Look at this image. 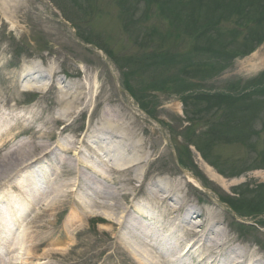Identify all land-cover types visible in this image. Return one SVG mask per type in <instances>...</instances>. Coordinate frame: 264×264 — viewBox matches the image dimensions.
<instances>
[{"label": "rangeland", "instance_id": "rangeland-1", "mask_svg": "<svg viewBox=\"0 0 264 264\" xmlns=\"http://www.w3.org/2000/svg\"><path fill=\"white\" fill-rule=\"evenodd\" d=\"M29 1L25 7L14 11L12 19L16 23L13 24L5 18L0 2V106L4 110V115L0 117L4 118V123L7 111L9 121L15 127L12 135H5V142L11 136L15 138L10 148L0 141V159L3 157L2 148L5 152H13L16 144L23 141L25 147L37 148H34V155L46 148L44 144L50 149L62 138L61 148L66 150L72 140L81 143L80 138L88 126L94 128L98 125L114 128L120 135L114 140L122 146L120 155H124L131 146L128 140L122 141L126 139L127 132L115 128V121L121 122V128L129 127L128 132H134L136 138L134 152L132 146L125 155L130 165L124 167V162L120 160L119 168L123 171L115 170L119 173L113 177L119 183L113 186L102 181L101 176L107 175L106 170H100L102 175L83 173L84 169L76 161L73 150L60 153V161L56 157L55 160L50 159L55 169L59 167L57 161L63 163L62 170H51V175L56 174V186L62 189L63 195L55 203L37 204L30 219L34 215L37 217L29 219L24 230L31 233L33 241L28 244L25 240L10 264H25L27 259L34 261L33 264H143L144 258H136L128 247V241L133 238L122 231L121 221H115L110 210H107L110 214L107 217L105 209L94 205L99 193L94 188L119 191L125 186L133 188L134 196L128 200L118 199L128 210L130 202L137 198L154 196L155 190H151L150 185L159 184L172 189L178 178L184 185L188 184L185 171L193 177L197 176L207 191L188 184L181 194H172H179L185 207L188 203L196 205L202 220L212 212L218 213V225L233 239L234 245L248 248L264 263V111L259 113V120H255L254 113H251L242 123L243 116L235 111L233 114L231 108V116L228 115L226 109L220 107L219 100L227 93L232 96L246 95L251 91L250 86L258 84L248 79L264 72V24H255L254 31L253 25L240 28L234 22L227 24L223 19L227 7L235 12L245 7L244 2L229 7L227 3L231 0H211L209 5L222 4L220 10H207L202 17L199 13L193 15L199 20L197 24H216L219 30L224 27L228 33L231 31L240 44L249 42L239 49H226L221 52L220 58L225 54H247L256 49L245 58H236L234 67L225 72L226 69H223L227 63L220 64L224 59L203 56L212 53L206 43L209 30L200 31L195 36L183 31V34L176 33L174 26L160 11L161 0H72L73 4L70 0H61L68 10L71 8L69 19L75 24L80 22L78 18L82 12L87 13L83 26L87 33L92 34L99 50L83 44L80 34L86 35L80 31L77 36L71 25L66 26L59 8L50 0ZM122 2L126 8L130 3L123 14ZM193 3L195 8H199ZM255 3L263 6L264 0H249L250 10L255 9L252 6ZM59 5L62 9L63 5ZM190 8L193 9V6L189 1L185 10ZM68 10H65V15H68ZM185 10L182 12L185 13ZM213 11H217L216 18L207 16ZM192 23L195 25L194 21ZM223 33L220 31L218 34ZM172 45L179 53L170 63L167 61L164 64L161 58H152L153 65L147 70L140 66L131 70L127 66L132 65V58L142 55L148 57L146 62H150L153 53L163 49L167 51ZM187 57L194 58L193 63H187ZM208 73L213 74L212 77L202 84ZM28 74L36 75V84L42 88L31 90L33 94L22 95L18 83ZM94 77L98 86L89 92L85 90L78 101L73 99L72 104L70 96L64 97L65 90L68 94L74 93L77 89L72 87L77 88L85 84L86 78ZM258 78L264 81V75ZM237 80L238 86L235 85L238 82H234ZM29 84L25 81V85ZM155 86L165 88L169 95L157 91ZM179 87L181 90H178ZM181 92L184 93L179 98L176 94ZM83 96H87V100ZM134 97L137 101L147 99L145 112ZM22 112L26 115L20 116ZM61 134L62 138H59ZM101 136H106L105 132ZM103 138L107 140V137ZM138 143L144 144L137 146ZM197 146L206 161L198 153ZM143 152L149 159L142 167L136 168L131 163L143 159ZM105 163L112 165L113 161ZM77 164L78 170H75ZM203 165L216 168L211 171L223 180V186L210 179ZM147 167L151 168L149 172ZM13 171L8 173L6 170L5 174ZM89 177L97 184L90 182ZM78 180L81 185L92 186L90 200L82 189L76 187ZM2 187L4 185L0 184V189ZM9 188L12 189V186ZM0 192L5 195V189ZM183 213L179 216L182 217ZM240 221L245 225H241ZM138 236L144 239V234L139 233Z\"/></svg>", "mask_w": 264, "mask_h": 264}, {"label": "bare ground", "instance_id": "bare-ground-1", "mask_svg": "<svg viewBox=\"0 0 264 264\" xmlns=\"http://www.w3.org/2000/svg\"><path fill=\"white\" fill-rule=\"evenodd\" d=\"M0 2L5 11V18L11 22V24L16 23L12 19L14 11L24 7L26 5L25 1L0 0ZM19 81V88L23 91H30L32 89L31 83L36 82L35 80H32L29 81V85H25V81L27 82L26 78ZM48 81L52 80L49 79ZM97 86L96 77L90 79L86 78L85 84H82L81 86L79 85L77 88L72 87L74 90L77 89L74 93L68 94L65 90L66 95H64V97L67 98V96H70V102H72L73 99L78 101V97H81L85 90L89 92ZM39 87L42 88L41 86ZM83 98L87 100V96H83ZM70 111L71 110L69 109L68 112ZM9 118L8 112H5L4 123L2 120L4 118L0 117V141L3 142V146L8 145L10 148V145L14 142L15 138H13L14 136H11L9 141L5 142V135H12L13 128L15 127L12 126ZM120 123L121 122L117 123V121H115L113 122V125L115 128L127 132L126 139L122 141L128 140L129 146L132 147L134 145L136 134L134 132H128L129 127H119L121 125ZM105 126L106 125H102V127H100L98 125V127L95 126L94 128L88 126L81 141L84 142V144L86 142L91 148H97V150L94 151L97 154V151H100L101 153L111 156L106 157L105 159L107 162L113 161V164L107 165L105 160H101V164L99 157L95 154H92L90 158L87 156L84 161L80 159L79 162L83 164L82 167L85 171L82 170V172L85 174H92L93 176V174L95 175V173H98V175H102V171L100 170H106L107 175L101 176L102 181L113 186L114 184L119 183L117 178L113 177L119 173V171L116 173L115 170L123 171V169L119 168L120 160L124 162V167H129L130 165V163L127 162V156L125 155L127 151L131 150V147L126 149L124 155H120L121 150H123L122 146L117 144L114 140L120 135L111 125ZM96 128H98V130L95 131ZM102 132H105L106 136L103 137H107V140L101 136ZM23 142H19L20 144L17 143L18 145L16 144L13 152H11L12 150L5 152L2 148L3 157L0 159V184L7 187V184L12 177L23 172L22 175L20 174L21 178L13 183V186L17 190L13 191L10 188L8 189L5 199V211L0 212V234L5 236V242L10 241V239L7 238L8 236L14 237V239L10 241L11 254L15 252L16 247L21 246L22 241L20 237L21 234L24 233L23 226L24 222H26L25 218L26 215L29 214L32 205L34 207L37 203L46 204L48 201L55 203L63 195L62 189L56 186V174L51 175V170H62L61 165L63 163L60 164L57 169H53L54 164L51 166L49 161L50 159L55 160L54 153L56 151L54 152V150H59V145L56 148L53 147L47 149L48 146L44 144L43 146H46V148L40 149V152L37 155H34V148L36 147H25ZM80 144L81 143L79 142H74L70 143L69 146L68 143L69 147L66 150L61 148V153L73 150L74 153L79 152V154H81L83 151H79ZM143 144L144 143H138L136 145L142 146ZM20 145H22V147H20ZM144 155L143 159L139 161L135 160L131 164H134L136 168L142 167L145 160L149 159L145 153ZM47 157L49 159L45 161V158ZM5 159L7 160L6 163L4 162ZM2 161L4 162L3 164H1ZM203 168L213 181H216L223 186L224 182L220 177H217L207 166L203 165ZM6 170H8V173L10 170L14 171L7 175V173L5 174ZM75 170L78 169L75 168ZM4 175L7 176L4 178ZM119 178L121 179L120 176ZM189 178L192 182L195 181L191 176ZM92 180L94 179L89 177V181L91 182ZM78 182L79 180L75 182L76 187L82 189L87 199L90 200V194L93 191L92 186L87 184L81 185V183ZM92 183L94 185L97 184L95 181H92ZM162 187L163 186L161 185L152 187L157 188L158 190H155L154 196L151 195L152 197L148 199L150 203L148 204L147 202L146 206L142 205L140 202L136 203L133 212L126 210L122 201H118V199L124 200L133 196L134 193L132 192L134 189H129L127 186L121 187V191L103 187V189L96 195L97 201L94 202V205L106 210L104 214L107 217H110V214L107 211L110 210L113 213L112 216H115L114 220L121 221L122 231L126 232L127 235H131L133 238L131 242L128 241L130 243L128 247L135 254L136 258L139 260L140 257L144 258L145 261H143V264H167V259H170L173 263L175 262V264H263V262L260 261L261 259L253 261L255 253L249 251L248 248L233 245L234 242L231 241L233 239H230L228 234L222 228L218 227L220 216L216 212H212V215L208 218L205 217L204 220H202L200 210L193 207L194 209L185 212L182 221H180L185 227L176 228V221L178 219L174 215L179 214L178 212L183 206V201L174 198V195L171 194V192L181 193L184 184L181 183V181H177V184H175L172 189L171 187ZM94 189L98 190V188ZM0 202L3 201L0 200ZM80 205L83 206L82 203H80ZM34 217L35 215L32 219ZM137 230L142 231V233L144 231L145 239L141 240L142 238L138 236ZM149 233L153 235V238L149 239L150 242L146 239L149 236ZM24 235L28 244L33 241L31 233ZM151 242L154 243L153 246H149L148 243ZM155 244L162 246V248L165 245L166 250L161 251ZM0 247H3L5 250V243L1 244L0 242ZM36 247H38V245H36ZM172 262H170V264ZM33 263L34 261H31L30 259H27L25 262V264ZM0 264H5V255L3 256L1 253Z\"/></svg>", "mask_w": 264, "mask_h": 264}, {"label": "trees", "instance_id": "trees-1", "mask_svg": "<svg viewBox=\"0 0 264 264\" xmlns=\"http://www.w3.org/2000/svg\"><path fill=\"white\" fill-rule=\"evenodd\" d=\"M124 1H128L129 0H123ZM190 1V6H193V9L190 8V10H185L187 9V5L188 3H184L182 2V0H166L165 2H163V0H161L162 5L159 7L160 11L162 12V14L166 17L167 20H169L171 22V24L174 26V28L181 32H185L186 34H190L191 36H195L197 35L200 31H205L206 29H208L209 31L207 32L208 34L206 35L207 37V41L206 43H208L209 46V50L219 53V55L221 56L222 53H224L225 51H227L229 48L234 49L236 47H239L241 44L239 43V41H237V39L234 38L232 32L230 31L229 33L224 30L223 28L220 27V30L216 27V24H214L212 26V23H207V24H197L196 21H199L196 17H193V15L199 13V17H202L207 10L212 11V10H220V7L222 6L221 3H216L215 5H209L211 0H189ZM193 1L197 4V6H199V8H195L194 7V3ZM251 1V0H250ZM263 1V0H262ZM123 2L120 5L121 8H123L124 10H122V13H125V9H127L130 6L126 8L123 6ZM245 3V7L244 8H238V11L235 12L233 11L231 8L228 9V7L225 9V12H223V19L227 20V18L229 19V22H234L237 25L240 24H245V25H255L257 24L258 26L264 24V5H258L257 3H255L254 5L252 4V6L255 9L250 10V6H249V0H231V2H228V6L231 7V4H241V3ZM226 6V5H225ZM185 10V13L182 12V10ZM242 11V12H241ZM179 12L181 14H179ZM203 13V15H202ZM129 13L126 14V16H128ZM241 14V15H239ZM238 17H236V16ZM207 16H212L214 18L217 17V11H213V13H209ZM195 22V25H193ZM204 26V27H203ZM213 31V32H212ZM224 32L222 35L219 36V32ZM182 32V34H183ZM218 32V33H217ZM222 38L224 39V42H222ZM215 40V41H214ZM226 42V43H225ZM246 41L243 43V45H245ZM237 44H240L238 46H236ZM217 46V47H216ZM216 48H219V50H215ZM227 49V50H226ZM200 50V48H199ZM222 52V53H221ZM156 59V58H161V61L164 62V64L170 63L172 62V59L174 58V56H168L165 54H162L161 57L159 55H151L150 59ZM164 58V59H163ZM191 58V57H190ZM190 58L187 59V63H193L192 60H190ZM145 60H147V58H144L142 62H133L132 65L127 64L128 68H131V70H133L135 67L140 66L141 68H143L144 70H147L151 67V65H153V62L151 63H143ZM191 61V62H190ZM193 65V64H192ZM236 86H238V84H235ZM170 87V86H169ZM238 88V87H237ZM154 89H165L163 87H157L155 86ZM261 94H264V88H260L258 91H252L250 93H248L247 95H244L243 97L240 98H236L235 95L230 96L229 94H227L223 99L219 98V100L221 101V108L226 109L228 115L231 116V111L229 110V108H231V110L237 112V114L242 115L243 118L242 123H244L246 121V116L254 113L255 118L257 119L258 117V112L260 111V109L264 106V101L261 100V98L259 96H261ZM240 215H242L241 213H239Z\"/></svg>", "mask_w": 264, "mask_h": 264}]
</instances>
